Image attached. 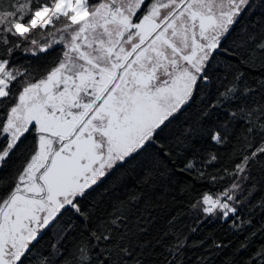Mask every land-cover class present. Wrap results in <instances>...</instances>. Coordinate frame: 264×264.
<instances>
[{"label":"snow or ice","instance_id":"obj_1","mask_svg":"<svg viewBox=\"0 0 264 264\" xmlns=\"http://www.w3.org/2000/svg\"><path fill=\"white\" fill-rule=\"evenodd\" d=\"M256 7L257 0H0V170L34 136L11 180L0 178V264H31L39 241L68 212L87 218L81 200L142 155L211 86L214 53ZM248 41L264 57V38L242 43ZM22 44L25 52L54 45L62 52L36 78L12 62ZM242 76L218 95L254 94L251 85L238 87ZM258 84L264 91V81ZM240 113L211 133L233 163L225 175L211 177L214 183L231 178L230 187L204 193L192 205H202L209 217L238 216L253 172H264V98ZM238 118L242 131L231 124ZM219 159L211 154L208 163ZM195 167L190 161L185 170ZM139 202L133 193L114 204L71 260L63 246L52 245L38 264H182L183 242L165 246L161 260L153 259L148 242H139L146 230L129 227ZM244 264H264V246Z\"/></svg>","mask_w":264,"mask_h":264},{"label":"trees","instance_id":"obj_2","mask_svg":"<svg viewBox=\"0 0 264 264\" xmlns=\"http://www.w3.org/2000/svg\"><path fill=\"white\" fill-rule=\"evenodd\" d=\"M258 5L259 0L257 7L242 17L220 50L214 53L211 86L202 88L179 119L142 155L113 170L90 190L81 200V208L87 218L68 212L55 228L47 231L36 246L34 255L37 259H33L31 264H38L41 254L51 253L52 245L63 246L61 251L71 260L76 245L82 240L88 241L89 230L107 216L114 204L133 193L139 197V212L129 227L133 231L137 228L146 230L138 235V240L149 243L156 253L155 260L163 259L160 254L167 255L165 246L177 241L184 244L182 255L178 257L182 264H244L264 246V207L260 203L264 199V172L259 169L253 172V178L246 185L247 199L238 205L239 215L233 219L217 215L209 217L202 211V205L192 207L204 193H219L230 187L232 182L227 176L222 182L211 180L213 176L225 175L223 169L231 170L233 163L225 148L211 140L212 131L229 122L232 112L242 115L241 108L252 107L254 102L264 98V91L258 84L264 81V57L259 49L253 47L254 41L242 43L248 36H254L256 41L264 38V8ZM25 46L22 44L14 52L12 62L21 71L29 69L36 78L43 76L61 55L55 47L44 53L36 51L31 54V51L23 50ZM241 73V81H235L238 87L243 89L246 84L251 85L256 89L255 93L239 98L220 97L218 93L222 87L231 88L233 77ZM218 100L221 102L217 103ZM231 124L238 131L244 127V121L239 118ZM33 144L34 136H28L20 145L19 155L0 170V178L11 180ZM211 154H216L219 161L208 163ZM190 161L196 167L185 170ZM200 172L204 173L203 177ZM137 218L140 219L139 224L135 222ZM158 240L161 243L157 244Z\"/></svg>","mask_w":264,"mask_h":264},{"label":"flooded vegetation","instance_id":"obj_3","mask_svg":"<svg viewBox=\"0 0 264 264\" xmlns=\"http://www.w3.org/2000/svg\"><path fill=\"white\" fill-rule=\"evenodd\" d=\"M235 27V26H234ZM231 34V33H230ZM229 36V35H228ZM228 36L226 37V38H224L222 41H221V46H222V44L226 41V39L228 38ZM54 47L55 48H58L59 49V51L60 52H62V46H60V45H54L53 46V48H51V49H54ZM220 49H218L217 51H219Z\"/></svg>","mask_w":264,"mask_h":264},{"label":"rangeland","instance_id":"obj_4","mask_svg":"<svg viewBox=\"0 0 264 264\" xmlns=\"http://www.w3.org/2000/svg\"><path fill=\"white\" fill-rule=\"evenodd\" d=\"M35 53H36V52H35ZM35 53L31 52V54H35Z\"/></svg>","mask_w":264,"mask_h":264}]
</instances>
